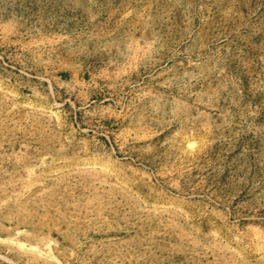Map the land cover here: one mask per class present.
I'll return each mask as SVG.
<instances>
[{
	"label": "rangeland",
	"instance_id": "obj_1",
	"mask_svg": "<svg viewBox=\"0 0 264 264\" xmlns=\"http://www.w3.org/2000/svg\"><path fill=\"white\" fill-rule=\"evenodd\" d=\"M0 264H264V0H0Z\"/></svg>",
	"mask_w": 264,
	"mask_h": 264
}]
</instances>
